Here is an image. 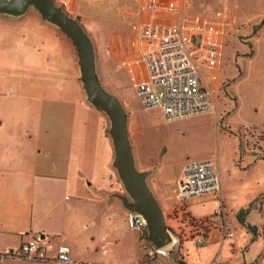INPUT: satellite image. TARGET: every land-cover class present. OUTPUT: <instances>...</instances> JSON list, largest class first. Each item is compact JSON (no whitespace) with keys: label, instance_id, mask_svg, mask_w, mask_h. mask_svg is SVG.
Listing matches in <instances>:
<instances>
[{"label":"crops","instance_id":"0c3cea01","mask_svg":"<svg viewBox=\"0 0 264 264\" xmlns=\"http://www.w3.org/2000/svg\"><path fill=\"white\" fill-rule=\"evenodd\" d=\"M73 3L69 13L78 16ZM124 10L117 12L118 28L109 40L112 56L132 48L131 13ZM224 13L231 21L228 37L238 29L239 19L234 10ZM250 26L254 39L262 40L264 20ZM78 63L71 39L33 7L20 17L0 14V264H51L4 257L34 238L40 239L49 261L59 246L66 245L75 264H149L139 235L129 227L128 211L116 196L124 193V187L113 167L107 119L87 100ZM222 71L202 78L217 100L215 107L207 114L184 119L207 120V124L198 122L188 128L191 137L200 135L195 141L205 153L164 162L169 150L165 146L155 149V163L142 158L141 171H151L147 181L167 221L180 211L197 220L212 218L203 234L204 244L199 245L216 251L211 264H264V224L247 222L241 215L235 220L227 207L222 178L223 207L217 218L211 196L187 202L177 199L187 162L214 158L220 170L224 149H232V160L240 162L244 158L237 129L263 127L244 120L234 127L226 122L219 128V120L224 121L217 107ZM124 104L130 116V137L133 123L138 138H146L141 116ZM152 110L162 117L160 110ZM143 150L147 158V149ZM226 228L232 237H223ZM259 238L263 248L247 263L245 251L258 246ZM183 244L182 239L181 255L187 261ZM178 259L163 258L153 264H178Z\"/></svg>","mask_w":264,"mask_h":264},{"label":"built area","instance_id":"2783aa9c","mask_svg":"<svg viewBox=\"0 0 264 264\" xmlns=\"http://www.w3.org/2000/svg\"><path fill=\"white\" fill-rule=\"evenodd\" d=\"M71 11L74 0H55ZM129 3V4H128ZM127 4L132 20V48L121 54L120 64L129 73L136 95L145 109L161 111L166 123L180 121L209 113L216 105L213 93L202 84L206 75L223 69L226 38L231 21L228 14L210 9L190 13V0H135ZM240 147L264 159V127H252L241 132ZM211 196L217 218L223 207L220 170L214 158L187 162L182 170L177 199L187 202ZM129 227L139 235L144 258L149 264L168 258L178 252L182 239L189 231V239L203 245L204 232L212 218L201 219L208 223L203 228L183 229L172 235V243L158 249L149 240L148 225L143 216L128 211ZM200 221V220H198ZM223 237L233 236L226 228ZM34 238L19 249L7 252L4 257L29 262L75 264L71 248L59 246L53 260L46 259L44 250Z\"/></svg>","mask_w":264,"mask_h":264},{"label":"rangeland","instance_id":"374dc122","mask_svg":"<svg viewBox=\"0 0 264 264\" xmlns=\"http://www.w3.org/2000/svg\"><path fill=\"white\" fill-rule=\"evenodd\" d=\"M129 1L132 0H74L73 8L78 11V16L83 18L81 23L96 43L102 86L122 102L128 103L131 106L130 111L142 118L141 128L145 129L146 138H138L133 123L131 125L133 133L131 142L138 162L136 167L141 171L142 158L143 161L152 160L155 163V149H165V146L169 150L164 162L175 161V158L178 160L189 158L188 155L193 152L204 154L206 149H202V144L195 141L197 138L201 139L200 135L191 137L188 128L198 122L207 124V120L166 123L159 111L145 109L138 101L130 75L119 63L120 52L112 56L108 49L111 44L109 40L118 28L117 12L126 9ZM226 6L228 8H225ZM203 8L220 14H224L225 9L234 10L235 16L239 19L238 29L226 38L222 71L224 81L217 106L218 116L224 118V121L219 120V128L226 122L231 124L230 127H234L239 122L242 124L244 120L264 127V37L262 40L254 39V29L250 26L264 20V0H190V13H198ZM69 14L80 20L76 13ZM219 73L221 71L217 74ZM101 113L107 119V130L110 128V121L103 112ZM242 130L243 128H238L237 133ZM108 137L111 139L109 135ZM143 149H147V158ZM220 161L223 191L232 216L235 220L239 215L246 216L247 222L264 224V216H261L264 213V162L257 161L250 155L240 162H234L232 149H224ZM167 226L177 234H182L175 221L168 220ZM185 235L183 245L188 252L187 261L190 264H211L216 251L199 247L196 241H190L188 230H185ZM262 248L263 239L259 238L258 246L247 252L244 250L247 263H252ZM236 255L240 257V252ZM171 257L172 255L168 258Z\"/></svg>","mask_w":264,"mask_h":264},{"label":"water","instance_id":"95a60500","mask_svg":"<svg viewBox=\"0 0 264 264\" xmlns=\"http://www.w3.org/2000/svg\"><path fill=\"white\" fill-rule=\"evenodd\" d=\"M34 7L42 18L58 27L74 44L78 54L80 81L87 100L103 112L110 121L108 135L112 139L114 160L125 193L116 195L127 211L143 216L148 225L149 240L158 248L172 243L173 231L167 226V217L148 184L151 171L136 167L134 148L129 133L130 116L126 105L115 94L104 89L99 78L97 47L93 37L79 19L72 17L55 0H0V14L20 17ZM43 239V237H41ZM10 250L9 252H13ZM176 260L178 253L173 251Z\"/></svg>","mask_w":264,"mask_h":264},{"label":"trees","instance_id":"16d2710c","mask_svg":"<svg viewBox=\"0 0 264 264\" xmlns=\"http://www.w3.org/2000/svg\"><path fill=\"white\" fill-rule=\"evenodd\" d=\"M109 128L106 130V134L108 135ZM237 137L241 139V134L240 132L237 133ZM241 151V157L245 158L248 157L249 155L254 157L257 161L264 162V159H258L255 157L253 153L247 152L244 147H240ZM170 219L175 221L177 227L179 228L180 231L183 229H197V228H203L205 224L208 222L206 220H196L195 218L191 217L189 214H186L185 211H180L179 213H173L170 216ZM193 239H190L192 241ZM178 253V264H188L186 259L181 255V248L179 249Z\"/></svg>","mask_w":264,"mask_h":264}]
</instances>
